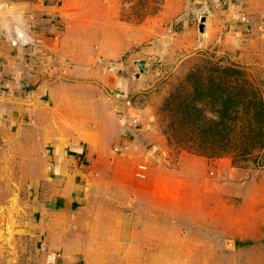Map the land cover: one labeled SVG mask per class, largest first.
<instances>
[{"label": "rangeland", "instance_id": "1", "mask_svg": "<svg viewBox=\"0 0 264 264\" xmlns=\"http://www.w3.org/2000/svg\"><path fill=\"white\" fill-rule=\"evenodd\" d=\"M109 1L100 0L103 5ZM113 2L119 4V25L105 23L94 29L104 40H90L96 52L93 61L57 62L58 68L67 70L60 69L57 76L65 77L61 82L71 87V93L62 95L66 110H59L58 115H77L83 96L89 103L103 100L112 107L114 92L120 91L117 82L125 79L129 89L123 101L137 124L136 134L128 148L117 145L120 152L94 161L82 204L53 219H57L53 225L70 234L61 237V242L72 241L73 247L81 241L91 243L87 264H264V142L246 162L219 150L216 154L222 156L209 158L182 151L174 138L181 134L166 128L172 123L167 112L169 97L175 92L184 94L185 78L220 64L236 65L264 97V46L245 41L224 45L229 38L220 29H216L219 34L210 32L207 22L201 33V17L212 19L202 0ZM74 16L73 31L78 32L82 27ZM99 16L106 18L103 13ZM116 49L121 51L116 59L102 52ZM139 62H146L145 73L140 72ZM89 121L95 129V119ZM76 123L77 116L71 124ZM198 134L181 137L195 139ZM41 141L33 147L42 148ZM16 155L18 163L11 165L12 154L7 151L9 166L6 177H0V205L8 201L13 207L20 194L25 200L22 210L28 212L33 199L27 194L30 190L2 188L30 174L20 164L23 154ZM140 166L147 169L144 179L138 177ZM49 229L47 221L37 228L39 234ZM26 234L14 237L9 230V242L0 241V264L40 262L35 249L42 242ZM100 242L108 243L110 251L103 259L97 250Z\"/></svg>", "mask_w": 264, "mask_h": 264}, {"label": "crops", "instance_id": "2", "mask_svg": "<svg viewBox=\"0 0 264 264\" xmlns=\"http://www.w3.org/2000/svg\"><path fill=\"white\" fill-rule=\"evenodd\" d=\"M2 3L6 6L0 7V177L7 175V151L12 154L11 165L18 163L16 154L22 153L20 164L30 169L28 178L2 188L30 190L27 194L33 199L28 212L22 210L25 200L20 194L13 207L8 201L0 205V241L9 242V230L14 231V237L27 233L42 242L35 249L40 258L37 264H87L91 262V243L81 241L73 247L72 241L61 242V237L70 234L53 225L57 220L53 219L82 204L94 161L110 157L117 145L128 148L137 124L123 101L129 89L125 79L117 82L120 91L114 92L112 107L103 100L89 103L83 96L77 115L68 112L59 117V110H66L62 95L71 93V87L61 82L65 77L57 76L61 68L56 65L66 59L91 61L96 52L90 40H104L94 29L105 23L119 25V4L113 0L109 5L100 0H0ZM211 4L214 13L208 10L212 15L207 20L208 30L214 34L216 29L223 31L229 38L224 45L245 41L264 46V0H211ZM102 13L106 18L99 16ZM73 14L82 27L78 32L73 31ZM102 52L109 59L121 54L119 49ZM61 70L67 72L64 67ZM89 119H95V129L88 125ZM37 136L43 137L39 138L40 149L33 147L39 141ZM46 221L49 231L39 234L37 228ZM107 244L97 245L101 259L110 252Z\"/></svg>", "mask_w": 264, "mask_h": 264}, {"label": "trees", "instance_id": "3", "mask_svg": "<svg viewBox=\"0 0 264 264\" xmlns=\"http://www.w3.org/2000/svg\"><path fill=\"white\" fill-rule=\"evenodd\" d=\"M185 79L184 94L169 97L172 123L166 128L182 136L199 134L195 139L175 136V144L203 157L229 155L240 162L253 158L264 142V97L256 93L247 74L230 63Z\"/></svg>", "mask_w": 264, "mask_h": 264}, {"label": "water", "instance_id": "4", "mask_svg": "<svg viewBox=\"0 0 264 264\" xmlns=\"http://www.w3.org/2000/svg\"><path fill=\"white\" fill-rule=\"evenodd\" d=\"M202 2L205 3V4H207L208 10H209L210 12L214 13V12H213V6H212V4H211V0H202ZM5 6H6V5L3 4V3L0 4V7H1V8H2V7H5ZM206 22H207V17H206V16L201 17V19H200V32H201V33H204L205 30H206ZM145 65H146V62H139V63H137V66L139 67L141 73H145V72H146V67H145ZM138 76H139V75H138Z\"/></svg>", "mask_w": 264, "mask_h": 264}, {"label": "built area", "instance_id": "5", "mask_svg": "<svg viewBox=\"0 0 264 264\" xmlns=\"http://www.w3.org/2000/svg\"><path fill=\"white\" fill-rule=\"evenodd\" d=\"M118 152H120L119 150H117ZM146 167L145 166H140L139 167V173H138V177L141 179L145 178V174H146Z\"/></svg>", "mask_w": 264, "mask_h": 264}]
</instances>
